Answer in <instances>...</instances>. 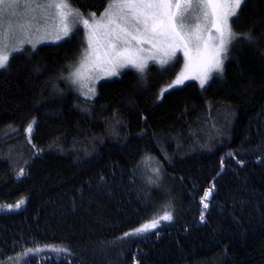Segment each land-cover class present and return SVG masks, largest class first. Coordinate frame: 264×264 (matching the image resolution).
I'll return each mask as SVG.
<instances>
[{
  "label": "trees",
  "instance_id": "trees-1",
  "mask_svg": "<svg viewBox=\"0 0 264 264\" xmlns=\"http://www.w3.org/2000/svg\"><path fill=\"white\" fill-rule=\"evenodd\" d=\"M111 1L72 0L84 14ZM235 27L219 74L162 97L180 65L124 70L91 100L69 89L80 29L12 56L0 264H264V0H245Z\"/></svg>",
  "mask_w": 264,
  "mask_h": 264
},
{
  "label": "snow or ice",
  "instance_id": "snow-or-ice-1",
  "mask_svg": "<svg viewBox=\"0 0 264 264\" xmlns=\"http://www.w3.org/2000/svg\"><path fill=\"white\" fill-rule=\"evenodd\" d=\"M241 2L242 0H112L101 16V20L107 18V24L103 27L106 29L105 36L110 37L107 40L104 58L113 65V69L130 63L143 70L145 60L135 54L147 51L143 47L145 44L162 50L168 59H172L180 49H183L185 57H189L190 45L194 42L198 50L201 44L204 50H207L209 41L212 39L219 40V45L216 47V57H219L226 50V45L234 38L235 34L230 27V17L236 16ZM19 4L20 0H0V16H3L6 10L18 7ZM36 7L45 11L54 8L56 18L61 22L60 30L64 35H68L71 30L67 23L68 17H82L78 11H72L68 0H48L47 3L37 4ZM90 18L95 21V14H90ZM193 20H195L194 24L191 23ZM83 24L93 28L87 19L83 20ZM95 24L100 26L99 21H95ZM213 29L218 36L211 35ZM205 33L208 34V39L204 38ZM92 43L90 36V48ZM91 55L92 53L86 52L85 61ZM155 58V56L148 57V59ZM7 61L8 55L0 54V67H4ZM160 62L167 63L168 60L161 59ZM81 66L83 67V62ZM213 69L222 70L219 59L207 66L201 84L207 79L208 72ZM186 78L182 74L176 83H182ZM208 195L209 193L205 194V199ZM205 207H207L206 204ZM161 219H171V216L166 214ZM156 224L157 221L144 224L135 229V232L147 231L156 227Z\"/></svg>",
  "mask_w": 264,
  "mask_h": 264
},
{
  "label": "rangeland",
  "instance_id": "rangeland-1",
  "mask_svg": "<svg viewBox=\"0 0 264 264\" xmlns=\"http://www.w3.org/2000/svg\"><path fill=\"white\" fill-rule=\"evenodd\" d=\"M47 2L48 0H20L18 7L8 9L3 16H0V54L8 55V61L4 67H0V71L8 66L15 53L23 51L27 47L37 48L45 43L61 42L80 29V36L84 43V48L77 61L70 67L71 71L67 75H64L63 83L69 89L76 92L82 99L91 100L95 96L100 82L115 78L124 70L128 69L137 71L139 75L145 79L151 66H155L160 72H164L180 65L175 77L160 88V97H162L165 92L175 87L183 86L190 81H196L201 86H205L212 77L222 71L213 69L211 72H208L207 79L201 84V79L204 77L207 66L214 63L216 59H219L223 69L230 58V51L238 36L235 29L236 19L245 0H242L236 16L230 17V27L235 35L226 45V50L222 52L219 57H216V47L219 45L218 39L210 40L207 50H204L203 44L200 45L198 50L194 42L190 45L189 57H185L183 49H180L172 59H168L162 50L152 48L151 45L145 44L143 47L147 49V51L135 54L145 60V67L143 70L130 63H126L124 66H116L113 69V65L104 58V53L107 51V40L110 39V37L105 36L106 29L103 27V25L107 24V18L101 20V16L108 9L112 1L100 13L92 12L95 14V21L100 22V26H97L95 21L90 18V14L92 13L84 14L81 9L74 5L72 0H68L72 11H78L82 14L81 18H77L76 16L68 17L67 23L71 29L68 35H64L63 31L60 30L61 22L56 18V10L54 8L45 11L36 7L37 4H44ZM113 11H115V9ZM84 19L89 20V24H92L93 28L86 27L83 24ZM191 23L194 24L195 20L191 21ZM93 33L95 34L93 35ZM211 35L213 37L218 36L214 29ZM58 36L60 38H57ZM90 36L93 42L91 48L89 47ZM204 38L208 39L207 33L204 34ZM15 49L19 50L17 51ZM86 52L92 53L87 61H85ZM150 56H155L156 58L148 59ZM161 59H167L168 62L161 63ZM82 62L83 67L81 66ZM78 70L79 74H77ZM182 74L187 78L183 79L182 83L177 84L176 81ZM152 229L153 228H150L147 231Z\"/></svg>",
  "mask_w": 264,
  "mask_h": 264
}]
</instances>
